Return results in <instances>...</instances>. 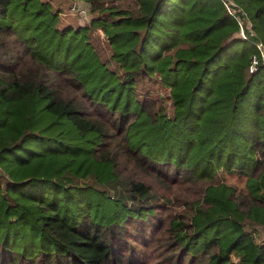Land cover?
Instances as JSON below:
<instances>
[{"label": "trees", "instance_id": "trees-1", "mask_svg": "<svg viewBox=\"0 0 264 264\" xmlns=\"http://www.w3.org/2000/svg\"><path fill=\"white\" fill-rule=\"evenodd\" d=\"M235 1L247 39L220 0H0V264L134 263L159 234L174 264H264V0ZM130 165L199 187L190 214Z\"/></svg>", "mask_w": 264, "mask_h": 264}, {"label": "rangeland", "instance_id": "rangeland-1", "mask_svg": "<svg viewBox=\"0 0 264 264\" xmlns=\"http://www.w3.org/2000/svg\"><path fill=\"white\" fill-rule=\"evenodd\" d=\"M80 10H85V14L83 15L82 13H80ZM89 11V6L87 4L78 1L75 3V6H73L71 10L72 14L69 12L71 14V16L69 17L73 18V22L77 21L79 25H84L91 19L92 14H90L91 12ZM129 168L130 171H133V174L135 176L141 178V180L146 182L152 188V192L155 193L158 203H165L166 209L164 208L163 210L165 215L164 217L169 214L187 217L190 214L187 205L183 204L184 202L182 201V198L186 196H193L195 192L200 189L199 187H193L192 182L185 185L181 183L176 184L173 182H166L161 179L160 175L152 171H141L138 168L133 167L132 165H130ZM246 179L247 178L243 175L219 172L215 177V182H222L227 185H231L235 187L237 192H245ZM135 236L138 237L136 234ZM158 238H162L161 234L156 235L152 241V244L147 248H143L138 243L131 241L132 246L134 247V263L124 262L122 264H174V261L170 259L171 254H168V252H166V240L164 238L157 240ZM257 239L260 242L264 241V231H261L259 233ZM130 250H128V252L126 251L125 255H129ZM139 255H141L143 259L138 258ZM136 258H138L139 261Z\"/></svg>", "mask_w": 264, "mask_h": 264}, {"label": "built area", "instance_id": "built-area-1", "mask_svg": "<svg viewBox=\"0 0 264 264\" xmlns=\"http://www.w3.org/2000/svg\"><path fill=\"white\" fill-rule=\"evenodd\" d=\"M222 6L224 7L226 13L230 15L232 18L236 20L239 26V35L247 39L254 34L253 28H252V23L250 20L247 18L246 13L243 11V9L235 2V0H220ZM75 6V5H74ZM77 11V9H76ZM85 10H80L79 12L82 13L83 15L85 14ZM249 34V35H248ZM257 47L260 49L263 59H264V52L261 44H256ZM257 59L253 55L251 58V68L256 65Z\"/></svg>", "mask_w": 264, "mask_h": 264}]
</instances>
